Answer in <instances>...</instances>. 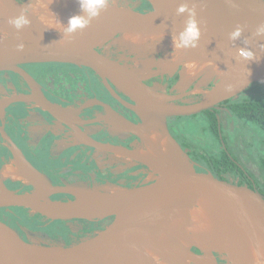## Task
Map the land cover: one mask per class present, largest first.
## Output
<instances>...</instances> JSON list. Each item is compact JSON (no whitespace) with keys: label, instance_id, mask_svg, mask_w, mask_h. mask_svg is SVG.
Masks as SVG:
<instances>
[{"label":"water","instance_id":"water-1","mask_svg":"<svg viewBox=\"0 0 264 264\" xmlns=\"http://www.w3.org/2000/svg\"><path fill=\"white\" fill-rule=\"evenodd\" d=\"M2 1L14 6L18 16L24 14L30 23L20 30H12L0 23V30L4 33L0 37V71L16 70L30 81V76L20 64L58 62L87 66L104 83L109 79L135 103L131 108L138 120L131 123L115 116L108 121L114 129L137 131L156 124L164 134L165 143L171 142L182 157L163 153L149 165L140 157H132L143 163L146 170L130 187L113 184L90 187L79 183L58 185L33 167L13 140L3 133L13 151L19 152L33 169L45 176L46 181L35 183L29 180L25 184L31 186L29 190L13 189L6 185L7 178L0 173V208L18 207L49 220L106 222L95 233L77 242L49 245L23 240L13 228L0 220V225L7 227L11 233L9 245L0 243V264H143L129 246L150 251L165 246L167 250L180 252L179 247L171 243L152 239L155 246L149 248L137 239L138 235L146 232L143 229L161 223V214L178 217L200 231L212 255L219 258L216 264L219 260L223 264H256L257 255L264 260V195L255 186L221 177L191 158L188 149L180 146L167 126L168 118L200 113L221 101L237 97L252 83L264 86V36L256 35L258 26L264 25V0H123L119 4V0H110L108 7L101 10L98 17L92 18L88 27L78 29L71 46H60L45 34L35 31L34 28H38L40 32H45L44 26L29 12V0ZM182 3L195 10L200 38L195 48L175 50L176 56L171 57L168 66L189 59L191 62L182 64L183 67L194 63L211 64L214 67L202 71V77H213L209 74L214 75L213 78L220 77L215 78L213 85L197 101L174 103L171 97L165 96L162 100L153 97L151 93L157 92L143 82L152 75H139L133 65L123 64L101 53L97 47L102 43L97 45L96 41L105 28L114 23L136 24L173 40L188 19L187 12L177 14L176 10ZM227 7H248L251 22L242 24L232 18L225 10ZM237 28L242 29L241 35L232 40L229 34ZM118 43L133 53L140 54L147 49L125 43L120 38ZM18 45H23V48ZM238 49L251 50L254 59L242 58ZM179 53H182L181 57ZM164 72L172 75L175 70L164 69L153 75ZM18 100L35 102L64 121L65 111L36 93L2 99L0 107ZM97 121L103 119L95 118L89 122ZM138 134L143 136L140 131ZM145 150L146 146L142 151ZM193 185L201 189L200 206L175 201L179 192L191 194ZM40 191L46 195H38ZM74 192L83 197L96 195L104 199L95 206L84 208L78 204ZM60 193L72 198L52 197ZM233 207L246 226L251 249L239 248L234 241L230 227ZM187 253L199 254L195 248Z\"/></svg>","mask_w":264,"mask_h":264},{"label":"flooded vegetation","instance_id":"flooded-vegetation-1","mask_svg":"<svg viewBox=\"0 0 264 264\" xmlns=\"http://www.w3.org/2000/svg\"><path fill=\"white\" fill-rule=\"evenodd\" d=\"M115 36L114 39L102 42L97 49L110 58L128 65L133 64L132 59L136 53L121 46L118 43L119 38L125 43L143 48L154 46L156 41H165L160 43L162 51L158 52L157 56L153 55V64L156 70L172 69L175 70L174 74L169 75L165 72L151 74L152 76L143 82L158 94L160 88L162 95L171 97L174 103L197 101L213 85L215 78L220 77L213 78L214 75L209 74L213 77L205 78V84L198 86L202 71L214 66L194 63V68L183 67L182 64L187 65L191 62L188 59L177 61L169 67L166 59L160 57L170 47H174L171 39H148L131 34ZM179 54L181 57L182 53ZM177 59L180 60L178 55ZM19 66L28 73L30 81L16 70L0 71V100L19 94L36 93L61 107L65 111V118L61 121L35 102L28 100L13 101L0 107V173L7 178L5 181L7 186L22 190L31 188L25 185L29 183L28 181L12 179L9 176L16 165L14 156L20 153L13 151L11 143L3 133L13 140L20 152L46 174L53 184L79 183L90 187L113 184L130 187L141 178L146 170L143 163L117 154L113 155L106 148L119 146L131 150L140 140L135 131L114 129L108 122L115 116L131 123L138 120L136 112L131 108L135 103L129 96L109 79L104 83L87 66L58 62L23 63ZM196 75L198 76L188 85L179 89L177 85L181 84L182 79L188 82ZM249 93L246 89L237 97L221 101L191 116L168 118L167 126L180 146L188 149L189 156L203 165L205 164L197 157H201L203 153L208 155L224 150L235 163L237 171L235 173L230 170L222 171L219 176L258 189L257 184L263 185L264 182V174L257 163L264 160V150L259 146L264 134L248 121L237 120L227 108L228 100L238 99ZM209 115L216 120L217 137L209 131L211 129H208ZM95 118H102L103 121L89 122ZM95 143L100 146L97 147ZM117 158H124V161ZM52 197L72 198L63 193L54 194ZM37 217L43 222L62 221L49 220L18 207L0 208V220L13 228L23 240L30 242L26 232L32 230L43 234L47 238L45 244L49 245H68L78 241L80 237L69 230L68 223L101 222V226L95 229L99 230L106 222L105 220L62 221L67 230L65 236L60 231L52 234L38 228L39 225L36 227ZM57 229L60 227L57 226Z\"/></svg>","mask_w":264,"mask_h":264},{"label":"bare ground","instance_id":"bare-ground-1","mask_svg":"<svg viewBox=\"0 0 264 264\" xmlns=\"http://www.w3.org/2000/svg\"><path fill=\"white\" fill-rule=\"evenodd\" d=\"M32 1L36 2V0ZM52 2H54L55 4H57L58 2V5H53ZM33 4V6H35L37 10L40 11H44L45 9L51 7L56 10V14L59 19V21L57 22L62 28L61 32L58 35H50L44 32H40V29L38 28L34 29L37 33L45 34L47 38L60 46H71L75 41L78 31L80 30L77 29L76 32H68L66 30L68 27V19L71 16L78 14L85 16V18H88L89 15L87 12L81 10L79 0H47V2L44 1L43 3ZM225 10L232 18L238 20L242 24H249L251 22V14L248 7H227L225 8ZM14 17H18L17 9L14 6H9L8 4L0 0V23L8 28H11L12 30H17L9 23V20ZM117 34H131L148 39L166 38L164 36L154 34L136 24L114 23L105 28V30L100 34V37L97 39L96 44L98 45L104 41L106 42ZM151 94L153 95V97L161 100L163 99V97H165L161 96L158 93ZM138 131H140L143 136H140L138 134ZM135 133L139 135L140 138L143 137V141L147 146V153L140 149L129 150L124 147L110 146L106 148L110 152H114L131 159H133L132 157L134 156L140 157L147 165H149L153 160L160 158L163 153L177 158L182 157L171 142L165 143L164 134L160 128H157L156 124L151 128L148 126L142 127L135 131ZM94 145H96L97 147L100 146L96 143ZM14 157H16V160L14 159L16 165L14 170L9 175L10 177H12V179H22L23 181L25 180L28 182L30 180L35 183H42L46 181L45 176L33 169L25 161L24 157L21 154H16V156ZM38 195L42 196L46 195V193L40 191L38 192ZM74 196L76 197L78 204L84 208L95 206L104 199H102L101 196L96 195L83 197L77 192H74ZM175 201L179 203L189 202L196 206H200V187L198 185H193L191 194L186 192H179ZM161 217L162 221L160 224L150 226L145 230L143 229V231L146 232L142 233V235H138L137 239H139L145 246L149 248L155 246V244L151 242L152 239L171 243L177 245L180 249V252L167 250L165 246L157 247V249L153 251L141 247L129 246L131 251L140 258L143 264H157V260L154 259V257L159 258V264H216V259L212 255L213 252L200 231L178 217L167 214H161ZM230 227L236 245L242 249H251V240L246 226L238 211L234 207L231 209ZM10 239L11 233L9 229L5 226L0 225V243L3 245H9ZM194 247L200 250L198 256L187 253V251Z\"/></svg>","mask_w":264,"mask_h":264},{"label":"trees","instance_id":"trees-1","mask_svg":"<svg viewBox=\"0 0 264 264\" xmlns=\"http://www.w3.org/2000/svg\"><path fill=\"white\" fill-rule=\"evenodd\" d=\"M247 90H249L250 92L249 95H243L238 99L228 100L227 108L237 120H240L242 122L248 121L249 124H253L264 134V86L259 84L249 85ZM207 122L209 125L208 129H211L209 131L217 137L216 120L214 119V117H211L209 115V117L207 118ZM259 146H261L262 150H264V135L262 136V140L260 141ZM24 157L33 167L39 170L32 162L28 160L25 155ZM197 159H200L199 161L207 165V167H209L218 175H220V172L226 170H230L234 173L237 171L235 163L224 150L219 151L218 153H210L208 155L207 153H203L201 157H197ZM257 163L260 167L261 172L264 174V160L261 162L257 161ZM224 167H226V169H223ZM257 187L259 191L264 195V182L263 185L258 183ZM35 221L36 227H38L37 225H39L38 228H41L52 234H54L55 231H60L66 236L67 230L65 229L66 227L63 226L62 221L43 222L38 220V217ZM57 226H59L60 229H57ZM195 251L198 252L197 249H195Z\"/></svg>","mask_w":264,"mask_h":264},{"label":"rangeland","instance_id":"rangeland-1","mask_svg":"<svg viewBox=\"0 0 264 264\" xmlns=\"http://www.w3.org/2000/svg\"><path fill=\"white\" fill-rule=\"evenodd\" d=\"M23 1H26V0H23ZM44 1L47 2V0H43V1L36 0V2H33L32 0H29V5H28L29 12L31 14L35 15L36 21L39 22V23H41L44 26V31H45L44 33L50 34V35H58L61 32L62 28H61V26L57 22V21H59V19L57 17L56 10L51 7V8L45 9L44 11H40V10H37V8L35 6H33L34 5L33 3H36V4L37 3H43ZM122 1L123 0H119L117 4L122 3ZM52 4L53 5H58V2H57V4H55L54 2H52ZM41 17H44L45 19L42 20ZM51 18H54V21L51 24H47L45 22V20L51 19ZM2 36H4V33H3V31L0 30V37H2ZM164 42L165 41H163V40L156 41V42H154V46H152L150 48H147L146 50H144L143 53L140 52V54L139 53H136L135 54V56L132 59L133 60L132 63L134 65L133 64L132 65H133V68L135 69V71L137 72V74H139V75H151V74H154L156 72L162 71V70H156L155 69L154 64H153L154 63V61H153L154 60V58H153L154 56L153 55H156L158 52H161L162 51V49H160V43H164ZM175 50L176 49H174V47H170V49H168L167 51H165V54L162 55L160 58H165L166 59L165 61L167 63H169V61H171L172 58H168V57L169 56L170 57L176 56ZM193 79H194V77H192L190 79V81H188V82H186L184 79H182V81H180L181 84L180 85H177V86L179 87V89L180 88H184ZM205 82H206L205 81V78L204 77H201V80L199 81L198 86H202V84H205ZM245 90H243L242 92H245ZM159 93H160L161 96H163L162 95L163 93L161 92L160 88H159ZM139 139L140 140L136 143V146L133 149L143 150L144 146H146V145H145V143L143 141V137L142 138H139ZM144 152H146V153L148 152L147 151V146H146V150ZM111 153L113 155H116L117 154V153H114V152H111ZM118 155H120V154H117V156ZM120 156L121 157H126V156H123V155H120ZM117 159H121V160L124 161V158H117ZM129 159H131V158H129ZM67 184H71V183H67ZM99 225L101 226V222H96V223H90L89 222V223H80V224L68 223V228H69L70 231H74V233L77 234L78 237H80V238H78V240H80V239H82L84 237H87V236L95 233L97 231L95 229ZM26 235H27L28 239L31 242L41 243V244L47 243L46 240H45L47 238L44 237L43 234H41L40 232L32 231L31 230V231H27L26 232ZM194 248L197 249L198 252L200 253V250L198 248H196V247H194ZM214 257H215V259H219L218 256L216 257L214 255ZM219 264H223V262L220 260Z\"/></svg>","mask_w":264,"mask_h":264},{"label":"clouds","instance_id":"clouds-1","mask_svg":"<svg viewBox=\"0 0 264 264\" xmlns=\"http://www.w3.org/2000/svg\"><path fill=\"white\" fill-rule=\"evenodd\" d=\"M110 0H79V5L82 11L87 12L88 18H85L83 15H73L68 19V32H76L77 29L83 30L88 27L90 20L94 17H98L100 15L101 10H104L108 7ZM177 14L188 13V19L185 23V26L182 31L179 32L178 36L173 37V45L174 49L180 50L184 48H195L198 46V41L200 38V28L197 20L195 19V10L189 9L186 3H182L177 8ZM41 19H45L41 17ZM54 21V18L47 19L45 22L47 24H51ZM9 23L20 30L24 26L28 25L30 21L26 18L24 14H21L18 17L11 18ZM242 29L237 28L232 33L229 34L232 40L239 38L241 35ZM257 36H264V25L258 26L256 30ZM19 48H23V45H18ZM238 55L244 59H254V53L251 50L238 49ZM189 68H194V64L188 65ZM157 260V264H159V258H155ZM256 264H264V260L260 259L259 255H257Z\"/></svg>","mask_w":264,"mask_h":264}]
</instances>
